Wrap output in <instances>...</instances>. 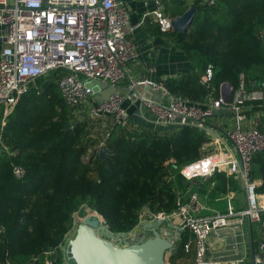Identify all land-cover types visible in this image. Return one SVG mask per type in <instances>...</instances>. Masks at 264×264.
<instances>
[{"label":"trees","instance_id":"trees-1","mask_svg":"<svg viewBox=\"0 0 264 264\" xmlns=\"http://www.w3.org/2000/svg\"><path fill=\"white\" fill-rule=\"evenodd\" d=\"M192 6L189 29L170 35L200 72L167 79V90L204 103L209 96L218 97L225 82L233 89L241 83L245 89L264 83V39L259 36L264 0H213L212 5L195 0ZM187 8L182 2L173 14ZM208 66L212 78L206 87L200 76ZM59 75L55 70L39 77L4 120L0 261L62 264L60 245L72 229V214L82 205L99 213L116 234L131 231L142 211L171 213L186 186L180 167L214 152V139L204 125L164 133L111 121L102 128L109 130L104 144L108 156L102 159L93 149L85 162L82 155L98 143L101 128L74 118L75 108L58 90ZM15 165L24 169L22 177L14 175ZM249 176L261 180L256 190L264 193V151L253 156Z\"/></svg>","mask_w":264,"mask_h":264},{"label":"built area","instance_id":"built-area-1","mask_svg":"<svg viewBox=\"0 0 264 264\" xmlns=\"http://www.w3.org/2000/svg\"><path fill=\"white\" fill-rule=\"evenodd\" d=\"M201 3L212 5L213 0H201ZM152 14L161 32L172 30V17L159 9H154ZM129 20V9L124 0H0V42L4 44L0 47V106L4 109L0 150L4 148L2 129L6 116L39 77L55 70L60 71L57 87L67 105L86 106L91 114L109 115L114 124L128 125V110L123 105L124 97L118 83L124 75L125 65L137 57L135 44L126 37ZM259 36L264 39V30ZM211 78L212 68L208 66L200 76V83L209 87ZM90 82L105 84L113 90L103 97L105 88H99L95 93L88 85ZM128 90L127 98L147 105L155 114L156 122L163 126H201L203 124L197 120H205L214 109L228 105L236 120V125L226 132L232 153L216 149L204 158L180 167L179 173L191 182L195 177H208L216 168L225 166L234 178L240 174L246 195L243 208L205 214L206 208L199 194L189 191L186 198L178 197L171 213L142 211L138 224L147 220L149 214L158 219L167 217L182 233L189 231L193 235L194 264H240V261L208 259L206 239L217 229L244 233L249 220L259 227L253 262L264 264V193H257V182L249 176L253 156L264 151V132L257 125L249 129L241 127L243 106L247 102H264V84L250 89H245L242 83L235 89L232 85L222 84L219 96H209L204 103L174 95L163 83L146 79L132 81ZM155 90H160L156 102L146 96ZM96 94L103 98L97 100ZM108 135L109 130L88 149L89 152L103 148ZM13 173L22 177L24 169L15 165ZM182 233L176 238V244ZM116 241L123 244L120 238ZM191 244L192 239L182 242L185 253L190 251ZM0 264L14 263L6 259ZM29 264H36L35 259ZM166 264L172 263L166 260Z\"/></svg>","mask_w":264,"mask_h":264},{"label":"crops","instance_id":"crops-1","mask_svg":"<svg viewBox=\"0 0 264 264\" xmlns=\"http://www.w3.org/2000/svg\"><path fill=\"white\" fill-rule=\"evenodd\" d=\"M124 1L130 15L126 37L135 44L137 49V57L125 65L124 75L118 83L119 90L124 97L123 105L128 110V127H131V129H156L169 133L176 129L178 125L163 126L158 124L155 114L147 105L127 98L129 94L128 87L135 80L146 79L164 84L167 79L200 72L197 62L189 58L185 51L171 39L170 31L173 30L161 32L152 14L154 9H159L166 16L174 17L178 14H173V12L181 7L182 2L190 7L195 0ZM197 1L202 4L201 0ZM3 45L0 42V47ZM256 85L252 84L251 87ZM138 89L140 90V86H138ZM146 96L156 102L160 97V90L150 91L146 93ZM242 113L244 114V120L241 122L243 129H249L252 125H257L264 132V102L246 103L242 108ZM3 115L4 109L0 106V123ZM204 121L206 122L204 124L205 129L214 139L215 146H212V149L220 148L229 151L231 144L226 137V132L236 125V120L228 105L214 109L212 115ZM233 153L235 152L233 151ZM255 181L258 187L261 180L257 179ZM183 184L186 186L181 193L179 191V199L186 198L189 191L197 192L205 205V214L224 212L229 208L240 209L246 205L245 191L241 189L238 179L234 178L225 166L216 168L208 177H195L191 182L183 178ZM145 211L150 212L149 210ZM250 226L254 254L257 250L259 227L256 223H250ZM244 227L246 232L241 234L231 233L227 229H217L209 234L206 239L207 258L223 262L240 261V264H252L247 221ZM192 237L193 235L189 231H184L176 244L175 252L185 239L191 240ZM192 246L195 255L194 239H192L190 251ZM178 251L179 254L190 252L185 253L182 246ZM192 261L194 264V256ZM63 264H68V262L65 260ZM183 264L190 263L187 260V263L184 261Z\"/></svg>","mask_w":264,"mask_h":264},{"label":"water","instance_id":"water-1","mask_svg":"<svg viewBox=\"0 0 264 264\" xmlns=\"http://www.w3.org/2000/svg\"><path fill=\"white\" fill-rule=\"evenodd\" d=\"M195 8L188 7L182 14L171 18L172 30L185 33L193 20ZM231 86L229 82L223 83ZM96 93L99 88H105L106 97L112 92V87L98 82H90ZM97 100L103 97L95 95ZM200 124L206 122L202 119L197 120ZM69 124L66 123L65 127ZM109 154L107 147L98 150V156L102 159ZM238 183L241 189L245 191L241 184L240 174H238ZM250 236V247L253 262V244L251 236V226L247 221ZM141 228V235L125 239V233L113 234L109 231L102 220L95 215H87L74 228V234L68 238L64 245V258L70 264H166L165 254L171 253L176 249V238L180 237L181 229L175 227L167 217L161 219L154 218L149 214L148 219L137 225ZM122 239L123 244L117 245L114 240Z\"/></svg>","mask_w":264,"mask_h":264},{"label":"rangeland","instance_id":"rangeland-1","mask_svg":"<svg viewBox=\"0 0 264 264\" xmlns=\"http://www.w3.org/2000/svg\"><path fill=\"white\" fill-rule=\"evenodd\" d=\"M74 110H75L73 112L74 118H76L78 120H84V121L88 120V121H90V123L94 124V126L96 127V130H99V128H101V132H100L101 138H103L105 136L106 130L103 131L102 128H104L106 126H109V122L112 121V119H111V117L109 115H95V114H91L89 112L88 107H86V106L77 107ZM217 153L215 155H217ZM90 154H91V152H89V150L86 151V153H84L82 155V160L85 161V162L88 161V159L90 158ZM87 215H95L96 217H99L102 220L103 224H105V220L103 219V217L99 213H97L95 210L89 208L87 205H82L78 210H76L72 214V217H73L72 229H71L70 233L68 234V237L66 238V240H64V242L60 245V252H61V255H62V264L65 263L63 250H64V245H65L67 239L72 237V235L74 234L75 226L79 222H81L82 219H84ZM140 233H141V228L138 227V226H135L131 231L125 233V235H126L125 238L126 239H130L131 237L133 238V237H136V235H140ZM113 234L116 235V233H113ZM192 239H194V237H192ZM114 242L117 245L120 244L119 241L114 240ZM193 256H194V251H193V246H192V250L188 254H179L178 252L177 253H171L170 251H167L166 254H165V260L169 261L170 263H175V264H183L184 261L187 263V260H188V262L190 264H193V261H192L193 260ZM68 264H70V263L68 262Z\"/></svg>","mask_w":264,"mask_h":264},{"label":"flooded vegetation","instance_id":"flooded-vegetation-1","mask_svg":"<svg viewBox=\"0 0 264 264\" xmlns=\"http://www.w3.org/2000/svg\"><path fill=\"white\" fill-rule=\"evenodd\" d=\"M140 235H141V233H140ZM140 235H136V237H138V236H140Z\"/></svg>","mask_w":264,"mask_h":264},{"label":"bare ground","instance_id":"bare-ground-1","mask_svg":"<svg viewBox=\"0 0 264 264\" xmlns=\"http://www.w3.org/2000/svg\"><path fill=\"white\" fill-rule=\"evenodd\" d=\"M79 212V211H78Z\"/></svg>","mask_w":264,"mask_h":264}]
</instances>
